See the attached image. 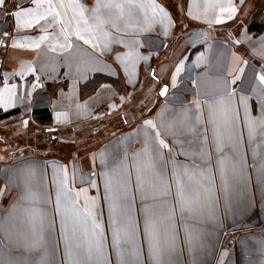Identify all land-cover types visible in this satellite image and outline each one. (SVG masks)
Segmentation results:
<instances>
[{"label":"crops","instance_id":"0c3cea01","mask_svg":"<svg viewBox=\"0 0 264 264\" xmlns=\"http://www.w3.org/2000/svg\"><path fill=\"white\" fill-rule=\"evenodd\" d=\"M256 1L5 0L0 7L3 128L27 121L70 131L122 107L131 110L144 82H160L159 59L173 51L177 37L200 29L207 36L173 74L175 87L151 101L147 118L125 121L110 137L60 157L5 152L0 264H96L86 207L104 231L111 264H116L114 226L120 228L117 243L126 261L135 245L141 246V259L147 257L146 219L159 264H264V83L258 79L264 74V30H250L251 18L243 20ZM29 9L17 26L13 14ZM232 26H239L231 30L233 37L224 32ZM146 120L155 128L146 127ZM217 126L226 145L222 154L231 158L223 182L216 167L222 154L213 142ZM157 132L167 148L160 149ZM173 162L187 165L190 175ZM121 165L127 198L114 179V199H105L104 173ZM177 171L190 211L181 212L175 199ZM62 183L71 189L67 195ZM129 218L138 225L134 242L127 236Z\"/></svg>","mask_w":264,"mask_h":264},{"label":"rangeland","instance_id":"374dc122","mask_svg":"<svg viewBox=\"0 0 264 264\" xmlns=\"http://www.w3.org/2000/svg\"><path fill=\"white\" fill-rule=\"evenodd\" d=\"M263 3L264 0H258L253 3V7L248 13L249 15H247L248 17L246 16L243 20L252 18L253 14L262 7ZM239 22L236 24L239 25ZM239 26H232L233 28L227 27L224 32L233 37V31L237 30ZM232 29L233 31L231 32ZM200 31H195V33L188 32L182 38H176L175 42L177 43L174 45L173 51H168L167 56L163 55L159 59V61H163L157 68L158 73L162 77L160 82L153 80L151 82H144L143 89L137 94L139 98L135 100L136 106L134 108L132 107L131 110L129 109L130 106L122 107L117 111L103 114L97 120L76 126L70 131L57 130L47 125H33L27 121H22L18 127L13 129H9L7 126L4 128L1 126L0 158L4 156L5 152L11 149L14 151L11 153L12 156L46 152L49 155L60 157L78 150L81 145L97 143L102 139L110 137L118 128L126 127L125 121L131 124L134 121L147 118L150 113L151 101L156 102L161 98L159 92L164 85L170 88L175 87L176 83L172 80L173 74L177 72V68L181 69L182 60L186 57L188 51L196 46L199 40H203L207 36L205 31L202 29ZM170 52H172L173 56L168 58ZM132 106L134 105L132 104ZM121 113L124 114L126 120Z\"/></svg>","mask_w":264,"mask_h":264},{"label":"snow or ice","instance_id":"6c2138e0","mask_svg":"<svg viewBox=\"0 0 264 264\" xmlns=\"http://www.w3.org/2000/svg\"><path fill=\"white\" fill-rule=\"evenodd\" d=\"M33 2H35V0H33ZM4 4H5V0H0V7H3ZM49 7L51 8L52 5L49 4ZM228 10L232 14H235V12H236L235 7H230ZM31 11H32L31 9L22 10V11L15 12L13 14L17 19V26H19V22H20L21 17H27L31 13ZM161 11H162V9H161ZM27 22L29 24L32 23L31 20H29ZM36 22H38V20ZM217 22L220 23L222 21H217ZM5 35H7V33H5ZM77 35L80 39H84L83 36L79 35V32H77ZM261 39L264 40V37H262ZM85 43H89V41L85 40ZM179 71H180V68H177V72H179ZM258 79L261 83H264V74H261L258 77ZM173 80L175 81V77H173ZM232 83H235V79L232 81ZM166 93H167V87L162 89V91L160 92V95H165ZM229 95H234V93H230ZM241 101L245 102V107H247L245 98L242 97ZM0 103H3V97L2 96H0ZM221 103H222V99H221ZM262 115H264V109H262ZM213 123L214 124L216 123L214 111H213ZM145 125H146V127H151L153 129L155 128V124L150 120H146ZM228 125H229V121L227 120V110H225L224 126L227 127ZM159 136H160V134H159V132H157L156 133V139H157V142L159 144L160 149L167 148V145L164 143L163 140L159 139ZM206 139L207 138L205 137V140ZM213 142L215 145L216 152L218 154L224 153L226 145L224 143L222 134L219 130V126H217L214 129ZM230 159L231 158L228 155L222 154V155H219L217 160H216V167L219 170L222 182H223L225 167H226L227 163L230 161ZM173 163H174V168L178 169L179 167H183V174L184 175H190V172H189L187 165L179 166V165H176L175 162H173ZM122 167H123V165H121L120 167H117V168H112L108 172L104 173L105 199H109V200L114 199V196H115V190H114V184H113L114 179L119 181L120 186H119L118 191H119L120 195L125 199L127 198L128 177L126 175H123ZM235 167H236V165H235V163H233V168L235 169ZM241 170H242V166H241ZM200 174L206 175L207 169L201 171ZM174 179H175V186H176L175 199L179 203V206L181 208V212L190 211L191 209L189 207L188 197L185 194L184 183H183V180L181 178L179 171H177L174 174ZM262 182H264V181H262ZM91 183H92L93 187L96 186L95 181H91ZM141 183H142V178L140 176H138L137 181H136V185L138 188L141 186ZM169 188H170V186H169ZM61 189L64 191L65 195H67L68 193L71 192V189L67 188L64 185V183L61 184ZM75 203H78V202H74V205H75ZM91 203L94 204V201H91ZM33 211L36 212L35 209H33ZM75 211H78V209H76L74 206V212ZM114 211H115L114 204H110V212H114ZM60 212H61L60 197L58 195L57 204H56V213L59 214ZM85 213L91 219V222L93 225L94 236L96 239V252H97V256H98L96 264H111L109 256L104 253V248H103V241L105 239L104 231L102 230L101 226L97 223L95 217L92 214L91 209L86 207ZM37 214L40 216L41 224H43L44 213L41 211V212H38ZM54 223H55V218L53 217L52 224H54ZM137 226L138 225L136 223H134L130 218L128 219L127 236L133 242L135 241ZM120 235H121L120 228L114 226L113 227V243L111 246L116 249V264H159L158 256H157V253L155 251L154 244H153V239H154L153 226H152L149 219H146L145 228H144V235H145V237L147 239V243H148V254H147V257L145 259H143V260L141 259V246L135 245L133 250L130 253L132 259L126 261L124 258V254H123V252H121L119 245L117 243L120 239ZM173 239H175V236H173ZM66 253L69 256L72 255L70 246H67ZM73 264H79V262L76 260H73Z\"/></svg>","mask_w":264,"mask_h":264},{"label":"trees","instance_id":"16d2710c","mask_svg":"<svg viewBox=\"0 0 264 264\" xmlns=\"http://www.w3.org/2000/svg\"><path fill=\"white\" fill-rule=\"evenodd\" d=\"M249 29L255 32L264 30V3L262 7L256 13H254L252 18L250 19Z\"/></svg>","mask_w":264,"mask_h":264},{"label":"water","instance_id":"95a60500","mask_svg":"<svg viewBox=\"0 0 264 264\" xmlns=\"http://www.w3.org/2000/svg\"><path fill=\"white\" fill-rule=\"evenodd\" d=\"M165 87H167V90H168V86L167 85H164L163 87H162V89H164ZM162 89L160 90V92L162 91ZM166 95V94H165ZM165 95H162V96H165Z\"/></svg>","mask_w":264,"mask_h":264}]
</instances>
